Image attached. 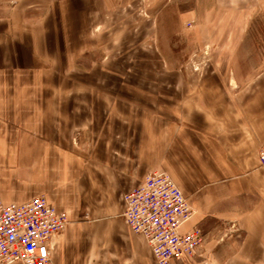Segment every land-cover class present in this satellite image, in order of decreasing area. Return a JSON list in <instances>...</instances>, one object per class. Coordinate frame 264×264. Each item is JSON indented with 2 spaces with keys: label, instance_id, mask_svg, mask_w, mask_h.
Returning <instances> with one entry per match:
<instances>
[{
  "label": "crops",
  "instance_id": "0c3cea01",
  "mask_svg": "<svg viewBox=\"0 0 264 264\" xmlns=\"http://www.w3.org/2000/svg\"><path fill=\"white\" fill-rule=\"evenodd\" d=\"M227 2L205 4L221 31L193 42L220 51L201 74L189 71L190 84L159 32L162 77L172 80L151 85L120 69L119 85L117 68L83 63L97 60L85 55L103 22L115 27L117 0H0V198L44 196L68 214L55 264H157L123 220L124 195L155 171L189 200L183 230L203 228L195 264L264 261V65L241 52V0ZM226 8L236 20L224 21Z\"/></svg>",
  "mask_w": 264,
  "mask_h": 264
},
{
  "label": "rangeland",
  "instance_id": "374dc122",
  "mask_svg": "<svg viewBox=\"0 0 264 264\" xmlns=\"http://www.w3.org/2000/svg\"><path fill=\"white\" fill-rule=\"evenodd\" d=\"M207 1L209 0H117V11L111 14V21L116 25L114 27L113 24L112 29L105 28L106 22H103L101 44L87 46L85 55V58L91 59L96 51L97 60L84 61L85 69L88 71L92 68H117L119 85L125 84L124 77L120 75L122 72L120 69H126L127 73L134 76L138 75L140 79L146 80V83L151 85L161 79L166 82L171 81L173 77H162L168 67L157 48L160 45L157 36L161 32L165 33L167 39V43L164 41L166 44L163 45L167 54L175 58L173 62L179 69L183 72L187 71L185 76H180L181 84H190L192 77L189 71L191 70L193 75L201 74L209 64H215V54L220 51V46L215 43L196 45L193 42V39L197 37H217L220 34V29H213L210 26L215 19L212 11L206 10L208 9L205 5ZM214 1L216 6L223 2L228 5L227 1L237 3V0ZM215 11L217 10L214 8V13ZM225 11L224 18V13L220 15L224 21L237 19L238 10L226 8ZM103 16L106 18L105 14ZM241 22L246 26L241 28V40H243L241 52L251 54L257 52L263 66L264 0H241ZM251 60L253 56L245 62L246 68L253 64ZM123 220L125 221L124 218ZM200 228L203 231V228ZM204 237L199 250L200 258H204L201 251L206 245L205 234ZM196 257L188 264H195Z\"/></svg>",
  "mask_w": 264,
  "mask_h": 264
},
{
  "label": "built area",
  "instance_id": "2783aa9c",
  "mask_svg": "<svg viewBox=\"0 0 264 264\" xmlns=\"http://www.w3.org/2000/svg\"><path fill=\"white\" fill-rule=\"evenodd\" d=\"M259 162L264 167V146ZM124 200L123 218L145 238L157 264H188L198 255L203 231L198 226L183 230L194 212L168 172H152ZM69 224L68 214L44 196L21 205L0 198V264H55L53 241Z\"/></svg>",
  "mask_w": 264,
  "mask_h": 264
}]
</instances>
